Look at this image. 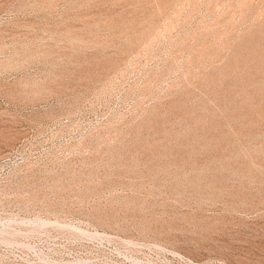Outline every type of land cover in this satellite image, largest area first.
<instances>
[{"label": "rangeland", "instance_id": "374dc122", "mask_svg": "<svg viewBox=\"0 0 264 264\" xmlns=\"http://www.w3.org/2000/svg\"><path fill=\"white\" fill-rule=\"evenodd\" d=\"M0 264H264V0H0Z\"/></svg>", "mask_w": 264, "mask_h": 264}]
</instances>
